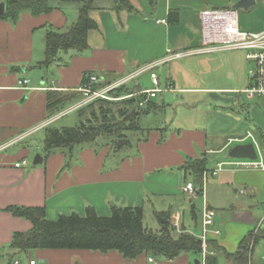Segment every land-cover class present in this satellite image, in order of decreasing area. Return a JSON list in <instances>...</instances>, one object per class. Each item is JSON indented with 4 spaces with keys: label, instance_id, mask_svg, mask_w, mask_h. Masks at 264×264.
Instances as JSON below:
<instances>
[{
    "label": "crops",
    "instance_id": "0c3cea01",
    "mask_svg": "<svg viewBox=\"0 0 264 264\" xmlns=\"http://www.w3.org/2000/svg\"><path fill=\"white\" fill-rule=\"evenodd\" d=\"M5 1L0 0V3ZM114 1L95 0L96 8L90 15L98 23V28L88 32V49L84 52L61 50L57 60L49 66L42 65L47 31H66L77 20L80 5L51 0L53 8L46 13L35 15L22 11L16 20L0 14V145L19 139L0 151V264H5L12 256L9 246L13 234L32 228L30 220L15 215L9 207L44 206L48 218L57 220L61 214L74 211L83 215L88 206H94L98 214L106 216L111 214L114 204L143 206L145 209L148 201L153 204L156 214L170 211L182 219L180 214L185 203L194 199L183 191L187 182H194L188 176L191 171L184 165L203 155L209 160V155L234 145L228 144L232 137L242 136H229L226 142H219L223 130L218 123L226 112L211 107L205 127L175 130L152 127L148 135L138 142L141 153L132 158H122L120 165L110 169L105 167V157L111 150L107 144L98 152L92 146L82 147L83 144L46 156L43 151L42 163L31 162L34 155L32 136L40 131L45 134V127L54 117L48 108L49 92L74 93L66 101L67 106L81 101L82 94L78 89L87 74L122 77L143 64L165 57L169 49L196 48L201 45L200 11L234 7L240 0H131L140 12L116 10ZM239 20L244 30L264 31V15L259 23L248 21L244 27L240 12ZM217 52L194 56L214 54L215 57ZM169 62L166 82L172 85L169 91L196 92L202 89L178 85ZM154 71L161 83L160 72ZM22 79H29V83L20 84ZM223 91V88L211 89L215 94ZM241 93L248 99L256 97L245 89ZM212 97L217 98L218 95ZM163 128L168 133L162 140ZM29 131L33 132L23 137ZM209 138L212 142L217 140L221 146H212ZM71 157L75 161L67 166ZM23 159H27V165L15 166ZM214 166L203 173V205L217 211L216 227L226 232L222 238L220 235L214 238L227 252L234 253L243 238L254 232L264 215L254 214L253 205L249 208L232 206L231 212L214 208V199L211 200L205 189L209 182L206 176L213 174ZM213 175H221L217 184L229 186L235 194L245 195L252 202L264 200V170L232 168L222 169ZM157 199L160 203L154 205ZM193 205L196 211L195 203ZM201 211L198 214L200 224ZM263 227L264 224L260 230ZM263 242L264 238L259 244ZM15 257L21 259L20 264H29L31 259H36L38 264H193L190 253H182L172 260L148 255L128 260L114 250L102 253L86 249H32ZM254 262L264 263V254L255 253Z\"/></svg>",
    "mask_w": 264,
    "mask_h": 264
},
{
    "label": "trees",
    "instance_id": "16d2710c",
    "mask_svg": "<svg viewBox=\"0 0 264 264\" xmlns=\"http://www.w3.org/2000/svg\"><path fill=\"white\" fill-rule=\"evenodd\" d=\"M61 1L78 3V18L66 31H47L45 58L42 61L45 66L56 61L61 50H87L88 32L98 28V23L90 15L96 8L95 0ZM5 3V12L1 16L11 20H16L22 11H30L36 15L49 12L53 8L51 0H6ZM114 9L140 12L131 0H115ZM118 78L120 77L106 76V80L97 83L96 87H103ZM147 88L151 87H145L139 77L133 78L109 92L119 99L98 98L76 109L78 124L56 126L50 123L45 127L43 139L45 156L58 150H72L76 145L93 143L100 136L113 137L115 142L111 140L106 143L112 148L117 140L127 139L129 131L142 130V116L165 106L164 103L157 102L156 97L149 98L145 105L141 106L140 103L147 98V95L141 92ZM72 96L74 93L49 92L48 108L52 116L65 110V103ZM70 159L67 166L71 163ZM184 168L191 171L198 181H202L203 173L208 168V158L203 155L199 159L189 161ZM9 209L32 223L29 231L13 234L9 246L13 253L9 260H12L14 255L32 249H86L102 253L114 250L128 260H137L143 255L172 260L182 253L193 252L198 255L204 248L203 241L186 231L188 227L184 223L183 231L174 233L177 230L170 220V211L157 213L160 221L162 218H167L168 221H161V229L155 231L144 225L143 206L114 204L111 206V214L106 216L98 214L94 206H88L83 215L74 211L61 214L57 220L48 218L44 206H11ZM192 209H195L194 205ZM192 217L195 223L199 222L197 213L194 212ZM263 238L264 227L257 235H254L253 231L250 232L234 253L227 252L217 239L211 238L207 247L215 254L208 255L206 264H218L217 253H223L235 264H256L255 249ZM197 259L194 264H198Z\"/></svg>",
    "mask_w": 264,
    "mask_h": 264
},
{
    "label": "rangeland",
    "instance_id": "374dc122",
    "mask_svg": "<svg viewBox=\"0 0 264 264\" xmlns=\"http://www.w3.org/2000/svg\"><path fill=\"white\" fill-rule=\"evenodd\" d=\"M238 10L240 12L242 27H244L243 24L248 21L253 24L259 23V21H262L264 15V0H256V4L249 9L238 8ZM217 53L218 56L215 57H213L214 54L199 56L189 55L169 62L172 69L174 68L173 73L178 80V85L190 88H202L201 90H196V92H171L166 90L168 86L166 82L169 76L167 72L169 67L168 63L161 64L154 69L160 72V86L162 89H165L160 92L155 99L159 103H164L166 108L142 116L141 123L143 129L140 131H129L127 134L128 138L126 139L127 142L119 146L118 143L121 139L117 140L115 146L112 147L110 153H108V156L105 157L106 168L110 169L120 165V160L122 158H132L141 153L139 151L138 142L148 135L152 127H168L170 130L182 127H205L208 121V110L211 107L222 109L224 110L223 112H226L223 113V117L221 116L218 123L223 130V135L219 136L221 140L219 142H226L229 136L244 135L250 130L254 133L264 149V97L256 96L254 99H248L245 94L241 93L242 90L249 86V73L252 68V63L245 58V52L243 50H225ZM142 66H144V64L141 65V67ZM150 72L151 71H147L137 76L145 87H153ZM216 88H223L224 91L217 92L216 94L211 92V89ZM212 95H218V97L214 98ZM76 103H69L65 111L76 105ZM55 120H57L54 123L56 126H73L79 123V116L77 111L72 110L62 116L56 114L54 121ZM165 129L166 128H163L161 130L162 140L167 137L168 132H165ZM44 136L45 134L43 131L37 132L32 136V141H34V155L30 158L32 163L35 157L44 151ZM111 140H114L113 137L100 136L95 142L84 143L82 147L87 148L88 146H92L98 152V149H101L108 143L107 141ZM211 142L212 140L210 139L209 143ZM219 142L217 143V140L213 141L212 146H221ZM233 146L234 145L220 153L209 155L208 168H210L211 165H216L218 161H228L229 151ZM79 149L80 148L77 146V150ZM216 160L218 161L216 162ZM73 161L75 160L71 157V164ZM224 169L230 170L232 168L226 166ZM188 176L195 183L201 184V186L204 185V182L198 181L193 173H189ZM206 177L209 179V182L208 184L206 183L205 189L208 190L211 200L212 198L214 199L213 205L218 211L228 210L231 212L232 206L235 208H249L253 205L255 207L253 211L254 214L257 216L261 214L264 215V212H262L264 210V204L261 203L264 202V200L260 199V201L252 202L248 200L245 195H241L240 193L235 194L229 186L223 185L222 183L217 184V180L221 178V175L214 176L210 173ZM159 203L160 199H157L154 205ZM193 203L196 205V211L192 209ZM203 203L204 196L200 194L185 203V208L181 210L182 214H180L182 215V219L181 217L179 219V217L173 214L170 215V220L177 230L174 231V233L178 234L183 231L182 224L184 222L188 227L186 231L190 233L191 231L200 232V221L195 223L192 216L194 212L199 214V212L203 210L201 209L204 206ZM144 225L155 231L161 229L159 216L155 213L153 204L148 201L145 203ZM259 232L260 230L256 233L254 232V235H257ZM225 233L223 229L220 237L222 238ZM255 253L264 254V242L256 247ZM190 254L193 258L191 261L194 264V259L197 254L193 252H190ZM198 256H200V254H198ZM218 263L235 264L228 260L223 253L218 254ZM149 264L154 263L149 262Z\"/></svg>",
    "mask_w": 264,
    "mask_h": 264
},
{
    "label": "built area",
    "instance_id": "2783aa9c",
    "mask_svg": "<svg viewBox=\"0 0 264 264\" xmlns=\"http://www.w3.org/2000/svg\"><path fill=\"white\" fill-rule=\"evenodd\" d=\"M199 16L201 22L200 46L180 51H173L172 49H169L165 57L149 62L132 73L124 75L103 87H96V85L97 83L104 82L106 80L105 75L94 73L87 74L83 84L78 89V91L82 94L81 101L77 102L76 105L72 106L67 111L64 110L63 112L57 114L60 116L65 115L67 112L76 110L98 98L119 99V97H113L109 92L112 89L119 87L120 85L143 74L144 72L151 71L150 76L153 87L144 89L141 92L147 95V98L140 103L141 106H144L149 98L156 97L160 92L165 90L161 88L159 76L154 71V69L159 65L189 55L236 49L243 50L245 52L246 59L252 63V68L250 69L249 73L250 83L245 91L255 96L264 97V31L252 32L242 29L240 26L239 11L234 7L206 8L200 11ZM28 83L29 79L20 80V84L27 85ZM168 86L166 90H172V85L168 84ZM55 118L56 115H54L53 119H51L49 123L53 122ZM32 132L33 131H29L25 133L23 137L29 135ZM17 140L19 139L0 145V151L8 148ZM249 142H252L255 146L257 154L256 158H238L229 156L228 161H219L216 164V167L212 171L213 174H217L226 166H230L233 169L264 170V149L252 131H248L246 134L239 137H232L228 144L236 145ZM27 164V159H23L22 161L15 163V166L20 167ZM183 191L189 194L192 198H195L200 194L205 195L204 187L197 186L192 181H189L184 185ZM216 215L217 211L215 209L205 205L201 215L200 232L197 233L191 231V233L199 237L204 244V248L198 259V264H206L208 255L215 254L213 250L208 249L207 242L211 238H217L221 234V230L216 227ZM263 224L264 216L258 222L254 232H258ZM150 260L153 261V258ZM20 263L21 259L15 257L12 260L6 261L5 264ZM29 264H38V261L36 259H31Z\"/></svg>",
    "mask_w": 264,
    "mask_h": 264
},
{
    "label": "water",
    "instance_id": "95a60500",
    "mask_svg": "<svg viewBox=\"0 0 264 264\" xmlns=\"http://www.w3.org/2000/svg\"><path fill=\"white\" fill-rule=\"evenodd\" d=\"M256 3V0H240L235 5L234 8H244L248 9L251 6H253ZM5 12V3H0V14H3ZM127 142L126 139H121L118 143V145H122L123 143ZM230 157H248V158H256V149L252 142L249 143H241L234 145L230 151H229ZM43 162V156L41 154H38L34 159V164H39ZM161 221L163 223H166L168 221L167 218H162ZM196 263H199V260L197 259Z\"/></svg>",
    "mask_w": 264,
    "mask_h": 264
}]
</instances>
